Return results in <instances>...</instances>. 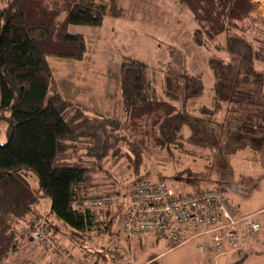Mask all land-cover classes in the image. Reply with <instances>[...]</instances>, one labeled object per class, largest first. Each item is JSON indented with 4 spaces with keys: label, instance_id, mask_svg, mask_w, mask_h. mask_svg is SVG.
<instances>
[{
    "label": "trees",
    "instance_id": "obj_1",
    "mask_svg": "<svg viewBox=\"0 0 264 264\" xmlns=\"http://www.w3.org/2000/svg\"><path fill=\"white\" fill-rule=\"evenodd\" d=\"M176 1L196 22L197 45L211 51L212 102L196 106L203 77L190 73L184 59L182 71L167 73L159 89L154 68L126 57L115 73L123 107L118 118L65 96L49 57L82 60L87 39L71 26L96 27L107 16L123 17V0H0V135L5 127L7 136L0 141V261L20 247L18 224L30 217L27 234L43 218L44 231L57 242L64 245L56 238L62 235L82 247L89 243L95 262L107 261L110 251L119 264L116 250L93 241L95 234L108 243L121 234L122 205H108L101 218L88 201L137 182L166 180L143 172L153 149L170 152L185 140L197 141L222 154L221 169L247 150L264 164V16L253 0ZM107 160L123 163L131 179L119 182ZM44 198L51 200L45 217L39 210Z\"/></svg>",
    "mask_w": 264,
    "mask_h": 264
},
{
    "label": "rangeland",
    "instance_id": "obj_2",
    "mask_svg": "<svg viewBox=\"0 0 264 264\" xmlns=\"http://www.w3.org/2000/svg\"><path fill=\"white\" fill-rule=\"evenodd\" d=\"M255 3L257 12L264 16V0H257ZM123 5L126 9L123 17L107 16L101 26H71L72 31L83 33L87 39V52L82 60L49 57V64L54 70L62 93L90 110L120 118L123 116V107L115 73L122 59L134 57L147 62L156 71L154 81L159 89L160 79H164L167 73L178 75L182 71L184 59V65L190 73H201L203 77L204 91L196 100V106L211 104L213 72L208 63L211 51L195 42L197 25L191 12L176 0H123ZM167 62H171L172 68L164 65ZM259 65L264 68V64ZM180 101L181 99L178 100ZM185 133L188 134L189 131ZM6 138L4 127L0 141L5 142ZM207 141L205 140L206 143ZM217 151L204 143L200 145L197 141L187 140L183 147L173 146L170 152L153 149L146 157L143 172L153 175L152 179L167 176L166 181L177 194L218 184L224 186L230 201L240 212L257 211L255 219L264 227V210L259 211L264 206V164L250 159L252 153L247 150L232 156L229 161L230 168L221 169L219 164L223 156ZM107 163L119 182L131 179L123 163L112 164L108 160ZM184 170L188 171L183 173L186 175L179 179L173 178V175ZM30 179L34 186L38 185L36 175H31ZM50 205V198L41 201L39 210L43 213L42 216L47 215ZM29 219L30 217L18 224V229L23 230L21 232L24 234L19 240L20 247L1 260L0 264H113L110 251L107 252V261L99 259L95 262L96 257L88 251L94 250L92 245L85 243L82 247L62 235L56 238L71 248L75 260H71L70 255H60L59 251L44 245L42 240L36 238L37 230H45L42 224L44 219L41 218L33 227L32 233L27 234ZM256 233H246L245 236L250 240L257 239ZM260 233H264V228ZM94 238V244H105L117 251L119 264H142L153 257L147 264H221L225 258L229 257V261L233 258L228 253L217 261L208 260L207 255L211 250L207 237L206 241L200 243L205 247V255L199 252L198 238L187 239L189 241L170 250L168 249L175 239L168 240V243L162 239L153 244L152 239L143 244L134 242L131 250L126 246V242L120 241L119 238L112 239L109 243L108 237L95 234ZM245 249L247 248L242 242L238 248L228 252L234 253L235 258H238L239 253L246 251ZM219 254L222 255L210 253L215 257ZM262 255L263 262L260 263L264 264V252ZM228 263L231 264L224 262Z\"/></svg>",
    "mask_w": 264,
    "mask_h": 264
},
{
    "label": "built area",
    "instance_id": "obj_3",
    "mask_svg": "<svg viewBox=\"0 0 264 264\" xmlns=\"http://www.w3.org/2000/svg\"><path fill=\"white\" fill-rule=\"evenodd\" d=\"M118 203L122 205L121 231L127 237L153 234L172 241L192 226L196 232L188 239L205 236L212 252L224 253L238 248L246 233L261 229L255 213L240 212L227 191L212 186L177 194L166 180L156 179L137 182L121 193L109 192L88 201L101 218L108 205ZM35 233L44 245L69 256V250L48 233L42 230ZM199 249L205 252L203 245Z\"/></svg>",
    "mask_w": 264,
    "mask_h": 264
},
{
    "label": "crops",
    "instance_id": "obj_4",
    "mask_svg": "<svg viewBox=\"0 0 264 264\" xmlns=\"http://www.w3.org/2000/svg\"><path fill=\"white\" fill-rule=\"evenodd\" d=\"M254 2H256V1H254ZM263 208H264V206H262V208L259 209V211L264 210ZM243 213H249V212H243ZM250 213H255L256 214L257 211L250 212ZM261 227L264 228L263 224H262ZM262 228H261V230H262ZM261 230L258 233H256L257 234V237H256L257 239L250 240V238L248 239L247 235L246 236L244 235L245 238L243 237V244H244V247L247 248V249H245L246 251H244V252H247L248 255H245L247 257L245 258L243 264H261L260 262H263L262 261L263 260L262 259L263 258L262 254L264 252V250H263L264 249L263 248L264 247V241H263L264 233H262V235H261V233H260ZM192 231H194V228L192 226H188L186 231L183 234H181V235L177 236L176 238H174L175 240L173 239L174 240V243H173L174 245H172L171 248H169L168 250H170V249H172L174 247H177L179 245H182V244L186 243L187 241L193 240V239H196V238L200 239V241L198 243V248H199L200 243L203 242V241H206V237L205 236H196V237H193V238H190L189 240H187L188 237H190L193 234ZM181 237H184V238L181 239V240H177V239H180ZM118 238H119L120 241H122V240L125 241L126 242V246L128 248H130L131 250L133 248L132 247L133 246L132 243H134V242H139L140 244H143L144 242H148V241H150L152 239V244H153V242L157 243L159 240H161V239L158 240L157 236H155L153 234H144V235L136 236V237H127L122 232H121V234L118 235V237H117V235H115L114 239H118ZM162 240H165L168 243V239L162 238ZM199 252H200V250H199ZM244 252H242V253H244ZM210 253L212 254L211 251H210ZM210 253H209V255H207L209 257L208 260L209 259H213V261H217V259L219 260V258L223 257L224 255H226L228 253H230L232 255L233 258H232L231 261H229V257H227V258H225L222 261L221 264H224V262H230L231 264H237V260H238L239 255H240V253H239L238 258H235V254L234 253L225 252L224 254L222 253V255L219 254V256L215 257L214 255H210ZM202 255H205V253L204 254L202 253ZM151 259L153 260L154 257L151 258ZM151 259L146 260L142 264L150 263Z\"/></svg>",
    "mask_w": 264,
    "mask_h": 264
}]
</instances>
